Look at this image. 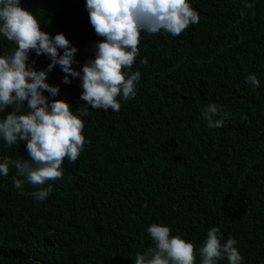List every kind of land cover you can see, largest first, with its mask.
Instances as JSON below:
<instances>
[{
  "label": "trees",
  "instance_id": "trees-1",
  "mask_svg": "<svg viewBox=\"0 0 264 264\" xmlns=\"http://www.w3.org/2000/svg\"><path fill=\"white\" fill-rule=\"evenodd\" d=\"M21 2L43 31L62 32L78 48L73 68L94 58L103 37L85 0ZM190 3L200 20L179 36L141 33L131 68L141 72L137 95L121 99L119 111L80 100V79L65 84L59 65L48 73L58 98L86 111V143L74 163L65 158L63 178L43 186L52 185L43 202L31 184L23 194L14 186L15 168L0 174V264H135L155 246L153 223L191 241L196 264L212 227L222 243L237 240L242 264H264V0ZM15 48L0 35V55ZM33 61L37 70L51 63L34 51ZM251 74L259 87L247 82ZM209 103L228 114L222 127L203 119ZM9 157L28 159L26 142L0 138V158Z\"/></svg>",
  "mask_w": 264,
  "mask_h": 264
},
{
  "label": "clouds",
  "instance_id": "clouds-1",
  "mask_svg": "<svg viewBox=\"0 0 264 264\" xmlns=\"http://www.w3.org/2000/svg\"><path fill=\"white\" fill-rule=\"evenodd\" d=\"M89 20L96 34L103 37L94 44L95 56L81 70L72 67L78 48L62 32L54 36L41 29V23L21 0H0V35L13 42L11 54L0 55V138L8 146L26 142L28 159L0 158V174L8 175L15 168L14 186L21 189L27 182L37 191L30 193L43 202L52 192L49 181L63 178L62 164L67 158L75 162L86 143L81 116L70 103L59 97V86L47 82L48 73L59 65L66 74L64 83L79 78L80 100L94 109L119 111L120 100L137 95L141 72L131 71L139 55L141 33L161 31L179 36L189 26L199 23L200 15L190 0H85ZM47 55L51 63L37 70L30 54ZM62 51V54H61ZM147 64V58L141 61ZM253 87L260 81L255 74L246 77ZM48 93V95H45ZM119 98V99H118ZM15 109L8 112V107ZM227 113L222 105L209 103L202 116L209 128L222 127ZM154 247L137 253L135 264H196L191 241L179 235L171 236L167 225L153 223L147 229ZM218 227L208 230L199 248L200 264H242L237 240L229 237L223 242Z\"/></svg>",
  "mask_w": 264,
  "mask_h": 264
}]
</instances>
